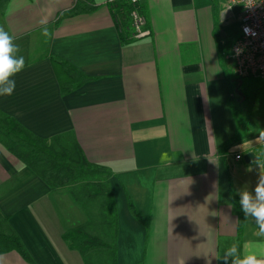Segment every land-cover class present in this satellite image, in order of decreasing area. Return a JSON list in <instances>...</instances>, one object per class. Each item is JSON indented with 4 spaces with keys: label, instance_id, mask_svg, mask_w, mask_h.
I'll return each mask as SVG.
<instances>
[{
    "label": "crops",
    "instance_id": "crops-1",
    "mask_svg": "<svg viewBox=\"0 0 264 264\" xmlns=\"http://www.w3.org/2000/svg\"><path fill=\"white\" fill-rule=\"evenodd\" d=\"M75 1L10 0L0 9V27L25 58L13 93L0 96V113L41 139L72 134L91 163L111 169L117 264H225L213 257L233 243L242 253L264 246L239 204V191H253L264 171L254 163H264V142H256L264 109L239 117L246 106L236 100L226 60L234 69L240 28L230 42L220 29L227 9L237 8L227 0H139L150 35L124 44L110 0L56 24ZM63 80L74 87L66 94ZM249 153L255 158L247 163ZM0 212L35 264H86L64 240L87 223L86 212L70 190L52 191L1 143ZM0 264L30 263L13 251Z\"/></svg>",
    "mask_w": 264,
    "mask_h": 264
},
{
    "label": "trees",
    "instance_id": "trees-1",
    "mask_svg": "<svg viewBox=\"0 0 264 264\" xmlns=\"http://www.w3.org/2000/svg\"><path fill=\"white\" fill-rule=\"evenodd\" d=\"M9 2L10 0H0L2 12L5 11ZM110 5L121 29L122 42L124 44L131 43L133 41L131 13L135 9L134 5L130 0H115ZM98 8L99 6L95 4L94 0H76L72 8L57 15L56 24L68 17L93 13ZM53 60L56 64L64 66L67 75L75 79L77 72L70 65L61 59L53 58ZM73 88L71 84L63 80L61 85L63 94ZM237 141L238 138H234L225 146L229 148ZM0 143L15 158L45 181L52 191L70 190L77 203L86 212L87 223L64 235L68 246L79 251L86 264H107L108 260L106 262L105 259H102L104 254L111 259L109 264H117L118 213L109 184V179L113 174L111 169L91 163L72 134L41 139L2 113H0ZM98 198L102 199L104 205L100 211L101 223L99 226L102 227L101 230L106 241H102L86 231V227L94 223L90 211L91 203ZM129 208L132 214L141 221V216L131 200H129ZM7 221V217H4L0 212V226L3 227ZM4 230L0 227V255L14 251L28 263L35 264L20 236L10 227L6 228V231Z\"/></svg>",
    "mask_w": 264,
    "mask_h": 264
},
{
    "label": "clouds",
    "instance_id": "clouds-1",
    "mask_svg": "<svg viewBox=\"0 0 264 264\" xmlns=\"http://www.w3.org/2000/svg\"><path fill=\"white\" fill-rule=\"evenodd\" d=\"M39 23L42 35L46 37L45 42H47L52 37V33L47 27V19H41ZM245 31L247 33L248 30ZM14 41L15 37L0 27V96L13 93L16 84L12 77L25 67V58L23 55H17L20 49ZM256 142H264V129L259 130ZM254 163L258 167L264 168V163H261L259 157H256ZM248 171H252V169L249 168ZM239 197L242 212L245 216L254 219L258 227L257 235L264 237V171L259 173L254 190L241 189ZM213 258L217 260L223 258L225 264H227L228 258H232L231 264H264V246L253 252L242 253L239 244L233 243L224 251L223 257L216 255Z\"/></svg>",
    "mask_w": 264,
    "mask_h": 264
},
{
    "label": "built area",
    "instance_id": "built-area-1",
    "mask_svg": "<svg viewBox=\"0 0 264 264\" xmlns=\"http://www.w3.org/2000/svg\"><path fill=\"white\" fill-rule=\"evenodd\" d=\"M130 1L135 7L131 13L133 37L142 39L150 35V31L146 29L147 21L137 8L139 0ZM227 2L240 9V34L234 41L230 54L235 75L238 78L251 77L264 81V0ZM241 158V155L236 156L237 160Z\"/></svg>",
    "mask_w": 264,
    "mask_h": 264
},
{
    "label": "rangeland",
    "instance_id": "rangeland-1",
    "mask_svg": "<svg viewBox=\"0 0 264 264\" xmlns=\"http://www.w3.org/2000/svg\"><path fill=\"white\" fill-rule=\"evenodd\" d=\"M222 4L225 5V2H222ZM239 12L240 9L231 8L227 9V13L225 15L223 14V18H225V25L220 29L223 31V39L226 41L230 42L231 40H233V38L237 37V34L239 32V24L236 23L237 20L235 19V17L238 18ZM231 17H234L232 22L229 20ZM226 63L229 65V67L231 65L230 74L232 85L235 88L236 100L241 105V107L242 105L246 106V109L241 108V110L239 111V117H244L245 112H251L252 110H254V108H256V106H258V108L259 106H262L264 109V81L257 78H236L237 76L235 75L234 69H232V62L226 60ZM91 204L92 205L90 207V211L92 214V218L94 219V223L87 226L86 231L89 234L98 237L102 241H106V238L103 237V232L101 230L102 227L99 226V224L101 223L100 211L102 210V207H104V205L102 204V199L98 198L92 201ZM0 227L2 228V230L6 228H3L4 226ZM4 231H6V229ZM102 257V259H105L106 262L108 260L107 264L110 263L111 259L106 256V254H104Z\"/></svg>",
    "mask_w": 264,
    "mask_h": 264
},
{
    "label": "water",
    "instance_id": "water-1",
    "mask_svg": "<svg viewBox=\"0 0 264 264\" xmlns=\"http://www.w3.org/2000/svg\"><path fill=\"white\" fill-rule=\"evenodd\" d=\"M254 158H255V154L254 153H249V154L245 155L244 160L247 163H250V162L253 161Z\"/></svg>",
    "mask_w": 264,
    "mask_h": 264
}]
</instances>
